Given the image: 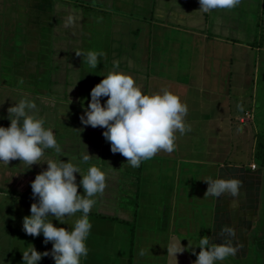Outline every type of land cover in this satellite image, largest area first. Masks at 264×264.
<instances>
[{"label": "crops", "instance_id": "crops-1", "mask_svg": "<svg viewBox=\"0 0 264 264\" xmlns=\"http://www.w3.org/2000/svg\"><path fill=\"white\" fill-rule=\"evenodd\" d=\"M198 9V0H0V125H9L7 109L15 101L35 100L37 115L54 131L60 149H45L31 165L19 158L0 162V197L6 203L1 212L9 214L0 215V264H24L22 253L32 246L51 250L42 234L34 237L22 228L37 199L30 182L49 159L78 158L85 145L95 157L80 164V174L95 163L106 172L107 186L88 213L89 252L81 264H193L199 237L219 232L230 194L206 190L218 178L237 179V155L231 154L239 112L233 92L251 83L254 102L260 99L264 42H253L264 37V0H241L230 10ZM69 11L81 19L65 27ZM90 49L104 53L96 68L76 54ZM112 70L130 73L143 92L167 88L188 104L189 130L177 132L174 151L132 167L110 151L104 128L81 123L91 88ZM80 174L74 173L78 184ZM80 215L48 219L68 229ZM38 264L54 260L44 256Z\"/></svg>", "mask_w": 264, "mask_h": 264}, {"label": "clouds", "instance_id": "clouds-1", "mask_svg": "<svg viewBox=\"0 0 264 264\" xmlns=\"http://www.w3.org/2000/svg\"><path fill=\"white\" fill-rule=\"evenodd\" d=\"M241 0H198L199 11L207 13L214 9H233ZM81 19L79 14L69 11L63 23L71 26ZM83 55L90 67L96 68L98 57L103 51L87 50ZM131 64L132 61L128 60ZM120 60H113V69H118ZM23 83V78H20ZM102 97L107 99L102 100ZM188 104L173 91L163 88L148 94L130 73L112 70L103 76L90 90V100L79 119L83 125L104 128L102 136L110 142V151L127 158V164L138 167L143 160L151 159L160 151H174L177 132L189 130L185 117ZM10 121L7 127L0 125V162L8 164L10 159L19 158L31 165L38 163L44 150L55 148L60 151L56 136L51 128L45 127V119L38 116L35 100L21 98L7 109ZM85 145L79 157L67 161L49 159L47 168L35 175L30 182L32 196L37 197L30 205V215L22 218V228L32 236L43 235V243H52L51 250L39 252L34 246L22 253L24 264H38L44 256L51 255L54 264H81L89 248L86 244L92 228L88 213L96 204V195L103 193L107 186V174L97 164L92 163L86 174L81 175L80 164L92 161ZM99 159L98 157H96ZM77 161V162H74ZM74 173H79V184ZM241 181L232 178H218L208 182L207 194L219 196L229 193L239 195ZM82 187L83 192H78ZM236 201L233 200V206ZM80 212L74 226H54L49 216L62 221ZM66 214V217H65ZM220 237V243H215ZM200 249L195 253L193 264H217L229 256H234L243 246L231 225H221L215 236L199 237ZM140 255H144L143 249Z\"/></svg>", "mask_w": 264, "mask_h": 264}, {"label": "rangeland", "instance_id": "rangeland-1", "mask_svg": "<svg viewBox=\"0 0 264 264\" xmlns=\"http://www.w3.org/2000/svg\"><path fill=\"white\" fill-rule=\"evenodd\" d=\"M251 58H255V54H251ZM237 86L233 94H237L239 116L232 124L231 155H237L233 175L242 183L238 196L229 195V200L223 201V215L226 214L223 225L233 226L243 246L236 255L217 264H264V76L261 77L257 103L252 98L251 83L249 88L245 83ZM243 100H249V103L245 104ZM251 164L255 168H251ZM5 204L4 198L0 197V215ZM156 263L164 264L165 261L158 259Z\"/></svg>", "mask_w": 264, "mask_h": 264}, {"label": "trees", "instance_id": "trees-1", "mask_svg": "<svg viewBox=\"0 0 264 264\" xmlns=\"http://www.w3.org/2000/svg\"><path fill=\"white\" fill-rule=\"evenodd\" d=\"M264 42V37L263 36H258V38L256 37V39L254 40L253 44L260 46L261 43Z\"/></svg>", "mask_w": 264, "mask_h": 264}, {"label": "built area", "instance_id": "built-area-1", "mask_svg": "<svg viewBox=\"0 0 264 264\" xmlns=\"http://www.w3.org/2000/svg\"><path fill=\"white\" fill-rule=\"evenodd\" d=\"M251 168H255V165L254 164H251Z\"/></svg>", "mask_w": 264, "mask_h": 264}]
</instances>
